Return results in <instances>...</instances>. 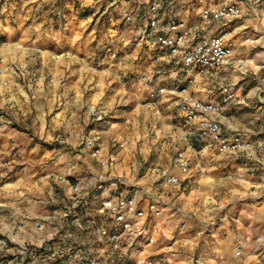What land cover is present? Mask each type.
<instances>
[{"label": "crops", "instance_id": "obj_1", "mask_svg": "<svg viewBox=\"0 0 264 264\" xmlns=\"http://www.w3.org/2000/svg\"><path fill=\"white\" fill-rule=\"evenodd\" d=\"M226 1L0 0V63L16 68L0 85V238L42 245L52 232L49 208L61 195L73 197L77 184L81 198L95 193L96 203L120 192L141 209L156 202L159 216L134 220V236L143 243V227L155 228L146 251L169 263L189 264L195 256L199 264H264V78L248 73L256 62L264 67V0H238L237 21L206 27L202 10ZM151 4L159 8L158 33L171 23L226 32L229 63L196 77L189 91L218 103L219 87L231 86L237 102L214 118L225 133L248 140L252 152L217 153L183 122L178 94L149 98V84L174 87L184 76L142 37ZM155 67L164 70L159 81ZM226 70L232 80L240 72L247 81L223 83ZM32 71L40 88L29 80ZM240 114L241 126L234 122ZM91 140L97 157L87 147ZM192 140L196 151L187 149ZM183 150L186 173L172 164ZM152 167L168 169L179 183L150 177ZM99 175L125 185L98 192Z\"/></svg>", "mask_w": 264, "mask_h": 264}, {"label": "built area", "instance_id": "obj_2", "mask_svg": "<svg viewBox=\"0 0 264 264\" xmlns=\"http://www.w3.org/2000/svg\"><path fill=\"white\" fill-rule=\"evenodd\" d=\"M2 1L9 2L10 0ZM147 10L150 19L142 31L143 39L150 46L164 51L178 66V71L184 74L182 78L175 81L174 87L149 84V98L155 99L159 96L178 94V108L183 122L193 129L197 141L207 142L214 147L217 153L252 152L248 140L238 133H225L218 120L214 118L221 113L224 106L237 102L236 93L231 86L222 85L219 87L218 103L201 100L189 91V86L194 83L196 77L201 76L207 70H214L229 63L232 57V45L225 39L226 32L202 33L184 26L182 23H171L167 25V31L158 33L157 16L159 8L157 5L151 4ZM241 15L238 0H227L223 5L203 9L201 19L206 27L212 28L216 24L226 26L235 22ZM125 19L129 20L130 17L126 16ZM245 41L248 42L249 38H245ZM15 71L16 68L13 65L0 63V85L7 86L5 77L8 73ZM29 80L33 86L40 88V79L37 73L32 71ZM87 147L90 148L92 157H97L100 154V149L95 141H88ZM187 149L196 151V142L190 141L187 144ZM172 164L181 173H186L190 165L189 155L184 150L178 151L172 159ZM149 176L168 185L179 183V178L176 175H173L168 169L160 167H152ZM106 185L117 190L119 187H124L125 183L121 179L106 182L104 176L99 175L95 180L94 189L102 192ZM72 192L80 196L79 194L82 193L80 185L72 186ZM97 212L110 219L117 228L118 232L111 237L114 247H117L118 242H121L122 238L127 237L128 234L136 235L139 233L134 229V220L143 219L149 222L159 216L160 209L158 204L153 201L148 203L146 209H141L133 196L120 192L115 198L102 199ZM143 228L148 232L144 240L145 244L154 243L157 230L147 224ZM103 233L105 234V231ZM32 252L35 253L36 251L33 249Z\"/></svg>", "mask_w": 264, "mask_h": 264}, {"label": "rangeland", "instance_id": "obj_3", "mask_svg": "<svg viewBox=\"0 0 264 264\" xmlns=\"http://www.w3.org/2000/svg\"><path fill=\"white\" fill-rule=\"evenodd\" d=\"M14 1L12 0L11 3ZM7 38L11 39L9 33L7 34ZM262 65L261 62H256L252 65V68L248 70V73L252 75L251 77L261 74V78H264V67ZM155 69L156 67L152 71V74L159 81L162 79L160 77L164 70L156 72ZM231 73V70L220 73L219 76L223 79V83L234 80V82H237L236 85L239 86L247 81V79L240 78L242 77L239 74L240 72L232 80L230 78ZM246 78L249 77L247 76ZM252 83H250L251 86ZM244 119L245 116L240 114L235 118L234 122L241 126ZM94 194L90 192L86 196L88 198H81V194H79L80 196L72 194L73 197L69 196L67 198L61 195L60 199L53 204L54 206L52 205V208H49L50 212L54 214L51 216L50 220H52V223L49 225L52 232L50 231V236L46 238L42 245L37 246L27 242L22 245H13L14 243L0 238L1 242L4 241L3 245L0 242V263L173 264L163 257L149 254L146 251L149 246L145 245L144 242H139V239L134 237L133 234H128L127 237L122 238V241L118 242L117 247H114L111 237L118 230L110 219L101 216L97 212L101 201L96 203L98 196ZM89 197L95 202L91 207ZM103 231H105V234ZM152 245L153 243L150 246ZM33 249L36 251L35 253L32 252ZM197 259L194 256L189 261V264H199L196 262Z\"/></svg>", "mask_w": 264, "mask_h": 264}]
</instances>
